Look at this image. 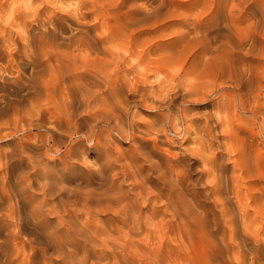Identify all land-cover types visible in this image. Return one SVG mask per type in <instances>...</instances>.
I'll list each match as a JSON object with an SVG mask.
<instances>
[{"label": "rangeland", "instance_id": "obj_1", "mask_svg": "<svg viewBox=\"0 0 264 264\" xmlns=\"http://www.w3.org/2000/svg\"><path fill=\"white\" fill-rule=\"evenodd\" d=\"M0 48V264H264V0H0Z\"/></svg>", "mask_w": 264, "mask_h": 264}, {"label": "bare ground", "instance_id": "obj_2", "mask_svg": "<svg viewBox=\"0 0 264 264\" xmlns=\"http://www.w3.org/2000/svg\"><path fill=\"white\" fill-rule=\"evenodd\" d=\"M79 9H80V8H79ZM62 13H63V12H62ZM36 28H37V27H36ZM76 28H77V27H76ZM35 30H36V29H35ZM77 33H78V32H77ZM20 35H21V34H20ZM22 37H23V36H22ZM23 39H24V38H23ZM26 41H27V40H26ZM12 43H13V42H12ZM70 43H71V42H70ZM72 43H73V42H72ZM0 49H1V48H0ZM26 51H27V50H26ZM40 53H41V52H40ZM130 54H131V53H130ZM50 55H51V53H50ZM57 55H58V54H57ZM61 55H62V54H61ZM61 55H59V56L61 57ZM63 55L67 56V57H68L67 60H69V61H70V59H69L70 55H71V57H70L71 59H72V57H73L72 54H70L69 56L66 55V54H63ZM63 55H62V57H65V56H63ZM42 56H43V55H42ZM54 56H56V55L54 54L52 57H54ZM74 56H75V55H74ZM76 56H77V55H76ZM87 58H88V57H86V59H87ZM89 58H90V57H89ZM46 59H47V58H46ZM61 59H62V58H61ZM82 59H83V57H81V60H82ZM84 59H85V57H84ZM86 59H85V60H86ZM125 59H126V58H125ZM56 60H58V57H57V59H55V61H56ZM62 60L64 61V59H62ZM77 60H79V59L77 58ZM94 60H95V58H94ZM98 60H99V59H98ZM105 60H106V59H105ZM133 60H134V59H133ZM36 61H37V60H36ZM39 61H41V60H39ZM39 61H38V62H39ZM51 61H52V60H51ZM69 61H67L68 63L65 62V61H64V62H65L66 64L70 65V64H71V61H70V62H69ZM72 61H73V59H72ZM87 61H89V60H87ZM87 61H86V65L89 64V63H87ZM100 61H101V60H100ZM22 62H23V61H22ZM45 62H46V61H45ZM47 62H48V61H47ZM57 62H58V61H57ZM64 62H63V63H64ZM78 62H80V60L77 61V63H78ZM29 63H30V62H29ZM69 63H70V64H69ZM73 63H74V62H73ZM82 63L84 64L85 62H82ZM90 63H93V62L90 61ZM95 63H96V62H95ZM49 64H50V63H49ZM49 64H47V65L49 66ZM61 64H62V61H61ZM74 64H75V63H74ZM83 64H82V65H83ZM17 65H18V64H17ZM50 65H52V63H51ZM58 65H60L59 62H58ZM63 65H64V64H63ZM68 65H67V66H68ZM96 65H98V64H96ZM96 65L93 64L94 67H95ZM43 66H44V64H43ZM45 66H46V64H45ZM48 66H47V67H48ZM54 66H55V64H54ZM74 66H75V65H74ZM79 66H80V65H78V67H79ZM93 66H92V67H93ZM19 67H20V66H19ZM50 67H51V66H50ZM56 67H57V63H56ZM56 67H55V68H56ZM78 67L76 68V70L78 69ZM81 67H82V66H81ZM81 67H79V68H81ZM85 67H86V66H85ZM48 68H49V67H48ZM48 68H47V69H48ZM62 68H63V67H62ZM86 68H87V67H86ZM47 69H46V70H47ZM58 69H59V68L57 67V70H58ZM65 69H66V72L70 73L69 71L71 70V68H67V67H66ZM72 69H75V68H72ZM88 69H93V70H94V68H88ZM44 70H45V69H44ZM46 70H45V72H46ZM49 70H50V69H49ZM51 70H52V69H51ZM51 70H50V71H51ZM55 70H56V69H55ZM57 70H56V71H57ZM60 70H61V69H60ZM76 70H75V71H76ZM81 70H83V69L81 68ZM42 71H43V70H42ZM58 71H59V70H58ZM85 71H86V70H85ZM85 71H83V72H85ZM91 71H92V70H91ZM142 71H143V70H142ZM79 72H81V71H79ZM87 72H89V71H87ZM96 72H97V71H96ZM51 73H52V74H55V73H53V71H52ZM73 73H74V71H73ZM81 73H82V72H81ZM93 73H94V72H92V74H93ZM109 73H110V72H109ZM59 74H60V72H59ZM70 74H72V73H70ZM70 74L68 75V77H72V78H73V77H77L78 74L80 75V73H78V70H77V73H76L77 75H75V74L73 75V74H72V76H70ZM82 74H83V73H82ZM88 74H89V77L92 75L91 73H87V75H88ZM90 74H91V75H90ZM106 74H108V73H106ZM61 75H64V76H65L66 73H65V74H62V73H61ZM83 75H84V74H83ZM83 75H82V76H83ZM96 75H97V74H96ZM108 75H110V74H108ZM55 76L58 77L59 75H58V74H55ZM55 76H54V77H55ZM82 76H81V77H82ZM92 76H93V75H92ZM92 76H91V78H92ZM97 76H98V75H97ZM97 76L94 75V77H93L92 79H94V78L97 77ZM54 77H52V78H54ZM59 77H60V76H59ZM86 77H87V76H86ZM98 77H99V76H98ZM105 77H106V75H105ZM62 78H63V77H62ZM64 78H65V77H64ZM77 78H78V77H77ZM77 78H76V80L74 81V84H76L78 81H80V79H79L80 76H79V78H78L79 80H78ZM83 78H84V79H83ZM83 78H81V79L85 80V76H83ZM108 78H109V77H108ZM58 79H59V78H58ZM96 79H97V78H96ZM99 79H100V78H99ZM99 79H98V81H97L98 84H100V83H99ZM103 79H106V78H104V76H103ZM53 80H54V79H53ZM56 80H57V79H56ZM62 80H63V79H62ZM66 80L68 81V79H66ZM77 80H78V81H77ZM87 80H88V78H87ZM108 80L110 81L111 78L108 79ZM108 80H106V82H104V84L107 83ZM51 81H52V79H51ZM64 81H65V79H64ZM72 81H73V79H72ZM76 81H77V82H76ZM95 81H96V80L94 79V82H95ZM101 81H105V80H101ZM53 82H54V81H53ZM60 82H61V81H60ZM65 82H66V81H65ZM75 82H76V83H75ZM81 82H82V81H81ZM92 82H93V80H92ZM94 82H93V83H94ZM97 82H96V83H97ZM51 83H52V82H51ZM55 83H56V82H55ZM69 83H70V81H69ZM78 83H80V82H78ZM87 83H88V85L90 84V82H88V81H87ZM59 84H60V83H59ZM65 84H66V83H65ZM65 84H64V85H65ZM67 84H68V83H67ZM82 84H85V85H86L85 82H83ZM82 84H81L80 86H82ZM108 84H109V83H108ZM116 84H118V83L116 82ZM143 84H144V83H143ZM31 85H32V84H31ZM57 85H58V84H57ZM60 85H61V84H60ZM60 85H59V87H60ZM70 85H71V84H70ZM85 85H84V86H85ZM90 85H91V84H90ZM94 85H95V84H94ZM105 85H106V84H105ZM51 86H53V85H51ZM66 86H67V85H66ZM68 86H69V85H68ZM76 86H77V85H76ZM78 86H79V85H78ZM86 86H87V85H86ZM96 86L98 87L99 85L96 84ZM96 86H95V87H96ZM116 86H117V85H116ZM116 86H115V87H116ZM53 87H54V86H53ZM56 87H58V86H56ZM56 87H55V88H56ZM61 87H62V86H61ZM72 87L75 88V85L72 86ZM91 87H92V86H91ZM115 87H114V88H115ZM74 88H73V90H74ZM86 88H87V87H86ZM86 88H85V89H86ZM88 88L91 89L89 86H88ZM100 88H101V87H100ZM112 88H113V87H112ZM112 88H111V89H112ZM69 89H70V87H69ZM71 89H72V88H71ZM79 89H80V88L78 87V90H79ZM92 89H93V87H92ZM92 89H91V90H92ZM96 89H97V88H94V90H92V91H93V96L95 95V93L97 94L99 88H98L97 90H96ZM73 90H72V91H73ZM70 91H71V90H70ZM81 91H83V90H81ZM86 91L88 92V90H86ZM114 91H115V90H114ZM145 91H146V90H145ZM24 92H25V91H24ZM184 92H185V91H184ZM84 93H85V91H84ZM109 93H110V92H109ZM112 93H113V92H112ZM115 93H116V92H115ZM90 94H92V93H90ZM143 94H144V93H143ZM182 94H183V93H182ZM109 95H110V94H109ZM109 95H108V96H109ZM113 95H116V94L113 93ZM106 96H107V95H106ZM106 96H104V97H106ZM82 97H83V96H82ZM89 97H90V96H89ZM95 97H96V96H95ZM91 98H93V97L91 96ZM141 98H142V97H141ZM83 99H84V98H83ZM87 99H88V98H87ZM89 99H90V98H89ZM93 99H94V98H93ZM93 99H92V101H93ZM97 99H98V98H97ZM102 99H103V98H102ZM110 99H111V98H110ZM112 99H114V98H112ZM107 100H109V98H108ZM107 100H106V101H107ZM82 101H83V100H82ZM90 101H91V99H90ZM95 101H96V99H95ZM104 101H105V100H104ZM104 101H103V102H104ZM93 102H94V101H93ZM101 102H102V100H101ZM108 102H109V101H108ZM112 102L114 103V101H112ZM96 103H97V102H96ZM99 103H100V102H99ZM105 103H106V102H105ZM110 103H111V102H110ZM116 103H117V102H115V105H113V106H116V105H117ZM97 104H98V103H97ZM97 104H96V106H97ZM111 104H112V103H111ZM105 105H106V104H105ZM107 105H109V104H107ZM183 105H184V104H183ZM80 106H81V105H80ZM99 106H101V105H99ZM103 106H104V103H103ZM103 106H102V107H103ZM113 106H110V107L108 106V107H109L111 110L114 111V109H112V108H115V107H113ZM94 107H95V106H94ZM104 107H105V108H108V107H106V106H104ZM111 107H112V108H111ZM129 107H130V106H129ZM109 108H108V109H109ZM116 108H117V107H116ZM116 108H115V109H116ZM102 109H103V108H102ZM97 111H98V110H97ZM109 111H110V110H108V112H109ZM63 112H64V111H63ZM138 112H139V111H138ZM169 112H170V111H169ZM116 113H117V115H118L119 112H116ZM113 115H114V114H113ZM115 115H116V114H115ZM115 115H114V116H115ZM117 115H116V116H117ZM119 115H121V114H119ZM119 115H118V116H119ZM39 116H40V115H39ZM118 116H117V118H118ZM99 117H100V116H99ZM106 117H107V116H106ZM119 117H121V116H119ZM122 117H123V116H122ZM122 117H121V118H122ZM199 117H200V116H199ZM117 118H116V119H117ZM121 118H120V120H122ZM34 120H35V119H34ZM120 120L118 119V123H119ZM74 122H75V121H74ZM121 122H122V121H121ZM171 123H172V122H171ZM115 126H116V125H115ZM128 126H129V125H128ZM47 127H48V126H47ZM163 127H164V126H163ZM112 130H113V129H112ZM181 130H182V129H181ZM54 131H55V130H54ZM33 132H34V131H33ZM120 132H121V131H120ZM214 132H215V131H214ZM115 133H116V132H115ZM94 134H95V133H94ZM109 134H110V133H109ZM33 135H34V134H33ZM124 135H125V134H124ZM126 136H127V135H126ZM148 137H149V136H148ZM20 138H21V137H20ZM110 138H111V137H110ZM91 140H92V139H91ZM155 141H156V139H155ZM21 143H22V142H21ZM85 143H86V142H85ZM137 143H138V142H137ZM155 144H156V143H155ZM151 146H152V145H151ZM154 146H155V145H154ZM158 146H159V145H158ZM156 147H157V146H156ZM113 148H114V147H113ZM153 149H154V147H153ZM23 150H24V149H23ZM20 152H21V151H20ZM212 153H213V152H212ZM139 154H140V153H139ZM170 154H171V153H170ZM171 155H172V154H171ZM189 155H190V154H189ZM168 156H170V155H168ZM140 157H141V156H140ZM171 157H173V155H172ZM176 157H177V156H176ZM174 159H175V157H174ZM177 159H178V158H177ZM168 160H169V159H168ZM176 161H177V160H176ZM167 162L169 163L170 161H167ZM119 164H120V163H119ZM105 165H106V164H105ZM158 165H159V163H158ZM169 165H171V162H170ZM176 165H178V164H176ZM179 165H180V164H179ZM3 166H4V165H3ZM171 166H172V165H171ZM156 167H157V166H156ZM163 167H164V166H163ZM167 167H168V166H167ZM169 167H170V166H169ZM169 167H168V168H169ZM177 167H178V166H177ZM182 167H184V166H182ZM185 167H186V166H185ZM120 168H121V167H120ZM170 168L173 169V167H170ZM165 169H166V167H165ZM165 169H164V170H165ZM185 169H187V167H186ZM117 170H118V169H117ZM164 170H163L162 172L165 174V172H166L167 170H166L165 172H164ZM170 170H171V169L168 170V171H169V172H167L168 174L171 172ZM175 170H176V169H175ZM182 170H183V169H182ZM32 171H33V170H32ZM43 171H44V170H43ZM178 171H179V170H178ZM183 171H184V170H183ZM45 172H46V171H45ZM105 172H106V171H105ZM162 172H161V173H162ZM173 172H174V171H173ZM176 172H177V171H175V173H174L175 175H177ZM163 173H162V174H163ZM171 173H172V172H171ZM183 173H185V172H183ZM188 173H189V172H188ZM164 174H163V175H164ZM172 174H173V173H172ZM172 174H171V175H172ZM6 175H7V174H6ZM171 175L169 174V175H167V176L169 177V176H171ZM161 176H162V175H161ZM164 176H165V175H164ZM167 176H165V177L163 178V180H164L165 178L167 179V178H168ZM180 176H181V175H179V176H177V177H179V179H180ZM183 176H184V174H183ZM172 177H173V175H172ZM172 177H171V178L169 177V179L171 180ZM174 177H175V176H174ZM184 177H186V176H184ZM143 179H144V178H143ZM148 179H149V178H148ZM173 179H174V178H173ZM188 179H189V177H188ZM175 180H176V178H175ZM175 180H174V181H175ZM185 180H186V179H185ZM30 181H31V180H30ZM165 181H166V180H165ZM171 181H172V180H171ZM183 181H184V180H183ZM236 181H237V180H236ZM5 182H6V181H5ZM32 182H33V181H32ZM167 182H168V181H167ZM176 182L178 183L177 180H176ZM185 182H186V181H185ZM187 182H189V181H187ZM126 183H127V182H126ZM128 183H129V181H128ZM144 183H145V182H144ZM165 184H167V183L165 182ZM173 184H174V183H173ZM180 184H181V183H180ZM182 184H183V183H182ZM187 184H189V183H187ZM142 185H144V184H142ZM145 185H146V184H145ZM171 185H172V182H171V184H169V186H171ZM178 185H179V184H178ZM169 186H167V187H169ZM172 186H173V187H175V186L177 187V184H176V185H172ZM179 186H180V185H179ZM65 187H66V186H65ZM139 187H140V186H139ZM176 187H175V188H176ZM185 187H186V185H185ZM187 187H189V186L187 185ZM143 188H144V187H143ZM145 188H146V187H145ZM178 188H179V187H177V189H178ZM182 188H183V187H182ZM182 188H180V190H181ZM46 189H47V188H46ZM171 189H172V188L170 187V190H171ZM173 189H174V188H173ZM66 190H67V189H66ZM144 190H145L146 193H148V194H150V192H151V191H150V192L147 191V188L144 189ZM185 190H186V188H185ZM57 191H58V190H57ZM165 191H166V190H165ZM168 191H169V189H168ZM174 191H176V190L174 189ZM36 192H37V191H36ZM141 192H142V191H141ZM170 192H171V191H170ZM170 192H169V193H170ZM176 192H179V191L177 190ZM39 193H40V192H39ZM172 193L174 194L175 192H173V190H172ZM172 193H171V194H172ZM159 194H160V192H159ZM161 194H163V193H161ZM165 194H166V193H165ZM175 194H176V193H175ZM175 194H174V196H175ZM138 195H139V194H138ZM138 195H136V196H138ZM146 195H147V194H146ZM146 195H145V196H146ZM169 195H170V194H169ZM183 195H185V194L183 193ZM76 196H77V195H76ZM141 196H142V195H141ZM145 196L143 195V197H145ZM157 196H158V195H157ZM163 196H164V195H162L161 197H163ZM170 196H171V198H172L173 195H170ZM180 196H181V195H180ZM74 197H75V196H74ZM139 197H140V196H139ZM143 197H142V198H143ZM147 197H148V196H147ZM147 197H146V198H147ZM165 197H169V196H165ZM175 197H176V196H175ZM175 197H174V198H175ZM142 198H141V199H142ZM139 199H140V198H139ZM143 199H144V198H143ZM169 199H170V197H169ZM169 199H168V200H169ZM176 199H177V198H176ZM145 200H146V199H145ZM177 200H178V199H177ZM185 200H186V196H185ZM137 201H138V200H137ZM55 202H56V201H55ZM166 202H168V201H166ZM175 202H177V201H175ZM180 202H181V199H180ZM170 203H172V202H170ZM170 203H168V204H170ZM182 203H183V201H182ZM182 203H180V204H182ZM186 203H189V202H186ZM186 203H185V204H186ZM173 204H174V203H173ZM173 204H171V207L173 206ZM175 204H176V203H175ZM180 204L177 203L176 205H180ZM183 204H184V203H183ZM176 205H175V206H176ZM188 205H189V204H188ZM125 206H126V205H125ZM166 206H168V205H166ZM169 206H170V205H169ZM182 206H183V205H182ZM185 206H187V205H185ZM127 207H128V206H127ZM171 207H170V208H171ZM179 207H180V206H179ZM112 208H113V207H111V208L109 207V210H108V211H110V209H112ZM167 208H168V207H167ZM173 208H174V206H173ZM173 208H172V209H173ZM180 208L183 210V207H180ZM249 208H250V207H249ZM128 209H129V208H128ZM128 209H126V210H128ZM131 209H132V208H131ZM131 209H129V210H131ZM168 209H169V208H168ZM181 209H180V210H181ZM187 209H189V207H187ZM123 210H124V209H123ZM126 210H124V211H126ZM129 210H128V211H129ZM175 210H176V208H174V210H173V211H174V215L177 214V213L180 214V213H179L180 211H179V212H176L177 210H176V211H175ZM178 210H179V209H178ZM182 210H181V211H182ZM184 210H186L185 207H184ZM184 210H183V211H184ZM116 211H117V210H116ZM121 211H122V210H121ZM173 211H172V212H173ZM134 212H136V211H134ZM175 212H176V213H175ZM185 212H186V211H185ZM195 212H196V211H195ZM119 213H120V212H119ZM125 213H126V212H125ZM139 213H140V212H139ZM189 213H190V211H188V214H189ZM201 213H202V212H201ZM95 214H96V213H95ZM113 214H114V213H113ZM116 214H117V213H116ZM128 214H131V215H132V212H130V213H128ZM135 214H136V213H135ZM135 214H133V215H135ZM178 214H177V215H178ZM185 214L188 215L187 213H185ZM1 215H2V214H1ZM122 215H123V214H122ZM124 215H125V214H124ZM126 215H127V214H126ZM139 215H140V214H139ZM7 216H8V215H7ZM117 216H118V215H117ZM126 217H128V215H127ZM126 217H125V218H126ZM129 217H130V215H129ZM129 217H128V218H129ZM131 217H133V216H131ZM137 217H138V216H137ZM141 217H142V216H141ZM141 217H140V218H141ZM182 217H183V216H182ZM186 217H187V216H186ZM226 217H227V216H226ZM123 218H124V216H123ZM125 218H124V219H125ZM128 218H127V220H129ZM179 218H180V217H179ZM193 218H194V217H193ZM130 219H131V218H130ZM133 219H135V216H134ZM180 219H181V218H180ZM182 219H183V218H182ZM186 219H187V218H186ZM186 219H185L184 221H186ZM68 220H69V219H68ZM88 220H89V219H88ZM90 220H91V219H90ZM135 220L138 221L137 219H135ZM135 220H134V221H135ZM139 220H141V219H139ZM6 221H7V220H6ZM78 221H79V220H78ZM123 221H124V220H123ZM136 221H135V222H136ZM227 221H228V220H227ZM124 222H125V221H124ZM141 222H142V221H141ZM141 222H139V224H140ZM145 222H146V221H145ZM131 223H134V222L132 221ZM137 224H138V223H137ZM139 224H138V225H139ZM143 224H145V223H143ZM187 224H188V223H187ZM138 225H137V226H138ZM82 226H83V225H82ZM91 226H92V225H91ZM134 226H136L135 223H134ZM137 226H136V229H137ZM145 226H146V224H145ZM146 227H147V226H146ZM137 230H138V229H137ZM143 230H144V228L142 229V231H143ZM109 231H110V230H109ZM125 231H126V230H125ZM138 231H139V230H138ZM86 232H87V231H86ZM87 233H88V232H87ZM190 233H191V232H190ZM94 234H95V233H94ZM80 235H81V234H80ZM89 235H90V234H89ZM191 236H193V234H192ZM99 237H100V236H99ZM128 237H129V236H128ZM20 240H21V239H20ZM20 240H19V241H20ZM105 240H106V239H105ZM108 241H109V240H108ZM116 241H117V240H116ZM143 241H144V240H143ZM232 241H233V239H232ZM25 243H26V242H25ZM144 243H145V242H144ZM102 244H103V243H102ZM105 244H106V243H105ZM114 245H115V244H114ZM26 246H27V245H26ZM30 246H31V245H30ZM54 248H55V247H54ZM34 249H35V248H34ZM64 249H65V248H64ZM220 249H221V248H220ZM22 250H23V249H22ZM31 250H32V249H31ZM36 250H37V249H36ZM78 251H79V250H78ZM20 252H21V251H20ZM34 252H35V251H34ZM246 255H247V254H246ZM79 256H80V254H79ZM236 256H237V255H236ZM75 257H76V256H75ZM117 259H118V258H117ZM23 260H24V259H23ZM243 261H244V260H243ZM29 262H30V261H29ZM51 262H52V261H51ZM47 263H48V262H47Z\"/></svg>", "mask_w": 264, "mask_h": 264}, {"label": "clouds", "instance_id": "obj_3", "mask_svg": "<svg viewBox=\"0 0 264 264\" xmlns=\"http://www.w3.org/2000/svg\"><path fill=\"white\" fill-rule=\"evenodd\" d=\"M89 147H92L91 145H89Z\"/></svg>", "mask_w": 264, "mask_h": 264}]
</instances>
